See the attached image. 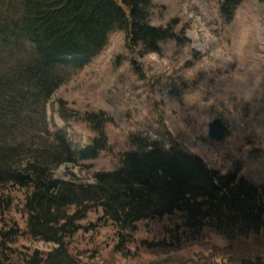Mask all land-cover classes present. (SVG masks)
Listing matches in <instances>:
<instances>
[{
	"label": "rangeland",
	"instance_id": "374dc122",
	"mask_svg": "<svg viewBox=\"0 0 264 264\" xmlns=\"http://www.w3.org/2000/svg\"><path fill=\"white\" fill-rule=\"evenodd\" d=\"M153 2L152 24L166 27L176 20L178 40L142 53L127 47L125 31H113L91 62L68 67L50 98L30 105L18 101L15 111L5 107L1 139L18 148L22 161L54 149L58 130L85 147L96 134L82 116L106 111L114 119L107 125L113 151L53 166L57 177L93 183L97 172L118 167L121 153L131 148L129 135L140 134L198 154L220 172L239 167L254 183H264V1L244 0L231 21L221 12L222 0ZM19 60L16 52L8 54L1 61L2 75L10 77ZM215 118L228 126L223 140L208 136ZM15 206L0 215V226L18 225L23 231L21 199ZM102 215L101 209L90 212L73 239L80 264H235L242 257H264V234L234 240L212 230L192 235L168 217L138 222L136 230L125 233L123 251H116L118 230ZM7 246L0 248L12 257L6 264H28L35 252L56 247L27 235Z\"/></svg>",
	"mask_w": 264,
	"mask_h": 264
},
{
	"label": "trees",
	"instance_id": "16d2710c",
	"mask_svg": "<svg viewBox=\"0 0 264 264\" xmlns=\"http://www.w3.org/2000/svg\"><path fill=\"white\" fill-rule=\"evenodd\" d=\"M243 1L222 0L227 21ZM153 9V0H19L17 5L0 0V215L21 199L26 217L23 231L16 224L0 226V248L20 235L56 245L35 252L25 259L28 264H80L72 242L84 228L82 221L97 209L118 230L116 251L128 243L126 232L150 218L168 217L192 235L212 230L234 240L264 234V183H254L239 167L220 172L198 154L140 134L129 135L131 148L121 153L118 167L97 172L93 183L57 177L53 166L113 151L107 125L114 119L106 111L82 116L96 134L85 147L58 130L54 149L22 161L17 160L18 148L1 139L7 129L5 107L15 111L18 101L26 105L50 98L68 67L91 62L113 31H125L127 47H139L142 53L158 52L164 42L178 40L177 21L156 26ZM14 52L20 60L7 78L1 61ZM5 259L12 257L0 253L1 264ZM235 264H264V257H242Z\"/></svg>",
	"mask_w": 264,
	"mask_h": 264
},
{
	"label": "water",
	"instance_id": "95a60500",
	"mask_svg": "<svg viewBox=\"0 0 264 264\" xmlns=\"http://www.w3.org/2000/svg\"><path fill=\"white\" fill-rule=\"evenodd\" d=\"M228 126L222 118H215L209 124L208 136L213 140H223L227 136Z\"/></svg>",
	"mask_w": 264,
	"mask_h": 264
}]
</instances>
